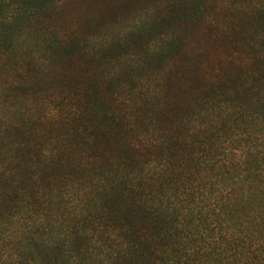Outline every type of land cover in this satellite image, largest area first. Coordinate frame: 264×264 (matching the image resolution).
Instances as JSON below:
<instances>
[{
    "label": "rangeland",
    "instance_id": "rangeland-1",
    "mask_svg": "<svg viewBox=\"0 0 264 264\" xmlns=\"http://www.w3.org/2000/svg\"><path fill=\"white\" fill-rule=\"evenodd\" d=\"M196 2L202 13L189 18L177 0H59L45 23L60 30L68 50L54 61L42 60L50 50L35 46L41 19L10 15L3 2L0 177H30L21 191L30 192L37 215L47 216L50 235L61 224L74 223L78 232L90 221L94 230L86 229L77 246H102L106 234L92 209L110 201L127 210L130 178L141 192L161 190L166 202L197 186L207 208L216 176L227 178L224 189L240 174L236 188L256 193L236 214L264 208V0ZM210 141L211 159L257 164H192L190 155L207 151ZM160 171V183L149 179ZM1 183L3 205L9 188ZM112 210L116 217L107 220L127 228ZM227 219L219 217L221 227ZM211 222L188 231L216 236ZM5 253L0 247V264H7ZM95 253L85 263L102 264L106 252Z\"/></svg>",
    "mask_w": 264,
    "mask_h": 264
},
{
    "label": "trees",
    "instance_id": "trees-1",
    "mask_svg": "<svg viewBox=\"0 0 264 264\" xmlns=\"http://www.w3.org/2000/svg\"><path fill=\"white\" fill-rule=\"evenodd\" d=\"M58 1L15 0L13 3L0 1V8L3 2L6 6L10 5L8 13L10 15H23L27 12L35 16L36 20L41 19L43 28L35 35V46L50 50L41 57L42 60L54 61L55 57L65 54L68 50L60 30L53 26L47 27L45 23L54 12ZM177 3L189 18L199 17L202 13L196 0H177ZM6 18L7 16L1 18L0 22H6ZM212 133L216 136L220 134L215 130H212ZM215 144V141H210L207 144V151L190 155L189 161L196 166H210L211 170L218 162H223L222 166L225 165V161H229L227 165L257 164L255 159L247 157L240 160L234 158V162H231L232 158L211 159L209 155L214 153ZM170 157L172 158L171 155ZM170 161L166 159L164 162ZM154 175L152 174L149 179L160 183L161 171ZM239 175L232 179L230 187L224 189H220L219 186L227 178L221 173L216 176L212 181L216 186H212L210 191L211 204L207 208L200 205L203 192L199 191L197 186L189 191L190 194L182 190L177 194L178 198L172 195L173 200L166 202L161 199L163 197L161 190L141 192L137 183L140 181L130 178L127 182V210L110 201L93 208L95 216L99 215L98 224L104 229L102 233L106 234V237L105 241H102V246L94 244L89 248L87 246L83 248L85 245L79 247L77 243L81 239L86 240V229L94 230L90 221L86 224L84 221L83 228L78 232L74 223H67L65 226L61 224L59 232L54 236L50 235L46 223L47 216L43 213L37 215L30 208L28 201L30 192L21 191L26 188L21 185L30 177L25 175L17 177L12 172L3 174L0 182L7 185L9 190L1 193V196L9 203L0 204V217H3L0 222V247L6 252L2 261L7 264H87L85 263L87 258L97 257L95 251L100 249L106 252L102 264L105 262L116 264L115 261L122 256H127L130 264H264V208L250 209L241 217L236 214L243 208L247 198L256 193L249 187L242 190L236 188L237 182L240 181ZM256 176L258 175L253 173L249 179L252 181ZM195 182H199L197 175ZM178 203L184 205L178 206ZM112 207L115 214L120 210L117 216L125 220L127 228L126 224L119 222L120 224L115 226L107 220L108 217H116ZM221 215L228 217L223 227L219 220ZM37 216H41V220L39 217L36 219ZM209 217L212 222L207 229L210 233L216 229V236L211 235L207 238L202 232L188 231L191 225L202 223ZM230 217L235 219H229ZM176 220L179 222L173 224ZM178 230H183L181 236Z\"/></svg>",
    "mask_w": 264,
    "mask_h": 264
}]
</instances>
